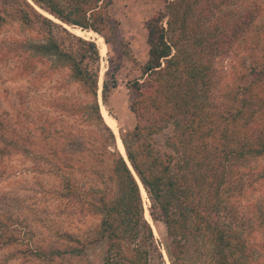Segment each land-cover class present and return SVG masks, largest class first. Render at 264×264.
I'll use <instances>...</instances> for the list:
<instances>
[{"label":"trees","instance_id":"obj_1","mask_svg":"<svg viewBox=\"0 0 264 264\" xmlns=\"http://www.w3.org/2000/svg\"><path fill=\"white\" fill-rule=\"evenodd\" d=\"M110 3L0 0L12 8L0 5V21L12 14L40 34L28 43L24 57L17 51L20 41L15 42L17 68L32 71L35 55L47 57L66 67L68 79L87 96L74 102L56 98L57 107L74 120L42 126L40 132L48 146L44 157L60 178L57 197L99 220L84 239L63 232L62 244L38 245L29 248L30 254L48 263L101 245L100 264H167L163 246L169 264H264V258L253 259L252 227L241 202L247 198L251 204L246 207L259 211L253 228H264V165L258 162L264 158V35L256 29L264 4L165 0L164 9L144 21L147 59L131 82L136 95L129 109L137 122L120 132L124 157L98 103L97 44L34 6L67 25L100 32L106 20L102 9ZM225 48L237 53L245 80L217 86L214 61ZM116 86L114 76L105 72L104 104ZM6 138L0 134L14 150L22 140L14 129ZM137 178L152 222L164 226V244L144 215ZM4 230L0 245L10 244Z\"/></svg>","mask_w":264,"mask_h":264},{"label":"rangeland","instance_id":"obj_2","mask_svg":"<svg viewBox=\"0 0 264 264\" xmlns=\"http://www.w3.org/2000/svg\"><path fill=\"white\" fill-rule=\"evenodd\" d=\"M261 1L264 4V0ZM164 4L165 0H111V3L102 9L106 20L99 24L100 32L62 23L34 5L37 10L62 24L71 33H74V29H80L93 31L102 37L106 48L102 53L99 51L101 84L107 72L114 76L117 86L106 104L101 98L102 85L97 97L100 108L103 104L108 115L116 122L118 140L120 132L133 129L137 122L129 105L136 95L131 82L140 77L141 67L147 59L144 21L163 10ZM0 5L9 11L12 9L8 4ZM14 17L11 14L0 21V134L6 136V139L12 138L14 129L22 140L15 150L7 146L8 140H0V148L9 147V150L7 148L4 153H0V231L8 228L6 231L11 235L10 244L0 245V264H100L104 252L101 245L85 246L78 256L74 253L65 254L48 263L30 254L29 248L38 245L62 244L63 232L72 233L81 239L86 238L90 229L98 222L99 216L57 197L56 190L60 187V178L54 174L57 170L53 168V163L44 157L48 146L40 132L42 126L59 127L62 123L66 125L74 120L69 111H61L57 107L56 98L63 96L74 102L85 100L87 96L68 79L66 67H59V63H53L47 57L35 55L37 63L32 71L17 68L20 60L13 50L16 47L15 42L20 41L17 51L24 57L29 55L28 43L38 41L40 34L17 22ZM256 29L264 35V8L257 19ZM78 36L96 43L94 38L86 37L87 35ZM239 61L237 53L230 48H225L216 56L214 66L217 86L234 85L245 80L241 78L243 71ZM161 136L162 133L156 139H161ZM258 162L264 165V158ZM139 185L144 215H147L146 219L153 228L156 240L164 244L167 239L164 226L152 222L148 212L149 200L142 185ZM241 202L245 207L244 214L249 219L248 224L250 222L252 227L253 259L262 260L264 228H253L257 223L255 219L259 211L246 207L251 204L247 198ZM73 244L75 243L69 245ZM161 249L166 263L169 264L163 246Z\"/></svg>","mask_w":264,"mask_h":264},{"label":"bare ground","instance_id":"obj_3","mask_svg":"<svg viewBox=\"0 0 264 264\" xmlns=\"http://www.w3.org/2000/svg\"><path fill=\"white\" fill-rule=\"evenodd\" d=\"M73 31H74V33H76L78 35H82V36H86L87 35L86 37H92V38H94L95 41H96V44L98 45L99 51L102 53L105 50L106 45H105L102 37L99 36V35H97L93 31H81L80 29H74ZM101 74H102V72H101ZM101 85L102 84H101V77H100V80H99V91H100ZM99 101H100V97H99ZM101 112H102L103 117H104L106 123L108 124V126L112 129V131L115 134H117V125H116V122H115V120L112 117H110L108 115V113L106 112L105 108L103 107V104H101ZM118 148L123 153V155L125 157L124 148H123V145H122V142L120 141V139L118 140Z\"/></svg>","mask_w":264,"mask_h":264},{"label":"water","instance_id":"obj_4","mask_svg":"<svg viewBox=\"0 0 264 264\" xmlns=\"http://www.w3.org/2000/svg\"><path fill=\"white\" fill-rule=\"evenodd\" d=\"M137 180H138V178H137ZM139 181V180H138ZM139 183H140V181H139ZM141 184V183H140Z\"/></svg>","mask_w":264,"mask_h":264}]
</instances>
